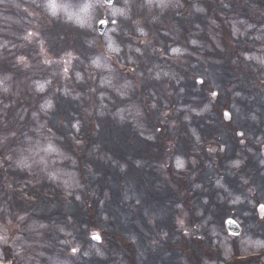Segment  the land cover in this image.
<instances>
[{
  "label": "rangeland",
  "instance_id": "374dc122",
  "mask_svg": "<svg viewBox=\"0 0 264 264\" xmlns=\"http://www.w3.org/2000/svg\"><path fill=\"white\" fill-rule=\"evenodd\" d=\"M193 1L191 11L186 15L189 22L181 21V24L171 16L173 10L182 7L180 0H128V3L113 0L111 5L103 0H53L56 4L55 15L48 7L49 0L0 2V60L3 59L9 67L8 71L0 72V150L11 166L24 172L21 174L23 183L26 180L37 182L71 194L78 213V224L64 220V223L60 220L41 221L31 217L29 212L16 210L9 199L0 197V259L4 260L5 257L2 247L9 246L19 264H77L81 258H84L81 264H94L91 261L94 257L106 259L109 264H131V256L134 264H166L164 255L159 260H153L149 258V253L153 243L168 236L167 231L162 230L160 234L157 231L159 236L150 234L143 249L129 235L124 246H119V242L112 240L104 228L112 217L105 212L98 214L95 210L97 204L101 205L95 190L97 186L93 180L87 184L86 177L78 174L77 160L72 154L75 150L72 149L71 153L59 145L60 137L55 133L58 127L52 128L50 122L40 117L34 107L30 108L29 103H20L15 107L3 96L25 97L34 92L38 95L37 111L42 115L49 114L55 108L58 98L63 101L78 100L86 114L96 111L100 115L108 114L127 126V122H131L130 125L141 135L151 137V129L145 121L140 103V82L143 83V91L147 90L154 96L158 95L157 89H161V95L165 94L167 101L172 92L167 83H175L189 75L186 71L189 66L202 65L206 70L208 62L212 60L207 54L215 49L228 60L233 73L240 77L227 82L226 87L222 88L220 94L223 100L231 101L240 95L233 88V80H242L240 89L244 105L248 107L246 112L253 114L249 121L257 120L263 114L260 103L264 104V19L258 25L255 21L264 17V9L256 3L253 12L247 8H234L227 13L218 11L215 15L212 11L206 12L198 0ZM86 4L91 7L84 10ZM113 7L123 9L125 15H113ZM100 19L106 20L101 33L96 28ZM251 19L255 20L252 22ZM47 22L58 29L70 31L80 41L79 50L77 45H73L75 48L72 52L58 50L55 54L51 49L54 42H48L50 33L42 27ZM197 31L203 32L206 40L198 39L195 35ZM129 35L135 38L132 40ZM110 43L112 48L109 47ZM240 43L242 46L235 53L233 47ZM214 61L220 62L219 59ZM119 62L132 64L134 70L131 71L129 67V75L122 74L118 70L119 66L122 67ZM218 71L224 77L223 68L218 67ZM132 78L138 80L137 83ZM194 78H197V83L210 81L213 93H216L213 73L206 71ZM193 83L195 86L192 85V88L199 93L201 84ZM39 85L43 86L42 90ZM230 92L231 95L226 96ZM218 95L217 92L211 97L217 100ZM106 101H111L113 107H109ZM200 109L209 110L211 107L201 105ZM257 109H260L259 113H256ZM214 110L218 113L217 126L232 123L228 108L223 113L218 108ZM196 111L195 108L188 110L182 106L179 109L183 118L187 113ZM225 112L229 113L227 118ZM6 126L7 129L4 128ZM217 126L214 131H218ZM79 128V125L75 126V130ZM63 131L65 133L67 129L63 128ZM211 149L208 151L213 152ZM262 150L264 155V147ZM97 151L98 147L92 145L88 149V156L95 155ZM238 157L234 155L235 160ZM234 158L229 160L231 166L238 164ZM168 161L173 168L183 170H186L188 163H194L191 157L186 160L179 154H170L164 163L159 164L160 172ZM178 161L182 162L183 167L177 166ZM212 197L214 201L225 200L236 204L253 205L255 202L227 188L219 179L215 181ZM202 202L207 204L209 201L206 198ZM199 203L197 196H194L191 212L188 208L174 212V236L176 239L181 237L179 239L182 241L181 244L175 242V237L172 239L177 264H217L218 257L230 255L234 245L242 255L263 249L264 238L259 235L258 226L253 227L252 233L234 216L241 227V232L236 236L230 235L224 225L220 226L219 220L212 221L213 226L204 230L203 225L207 224L211 213L201 207L196 209ZM88 207L90 214L96 213L92 222H84L88 220L85 215ZM257 214L258 219H264L259 206ZM99 217L103 218L101 222L96 220ZM146 223L155 228L151 217ZM141 231L143 235L149 233L144 226ZM94 233L100 236V241L91 238ZM205 233L213 238L211 243L202 244L201 240H206ZM191 238L192 242L187 246ZM52 240L56 243L54 247L66 248L63 255L59 254L58 248L50 250ZM213 245L221 249L216 247L219 252L216 257L203 255V246L208 248ZM73 248L77 249L75 254ZM4 261V264L10 263Z\"/></svg>",
  "mask_w": 264,
  "mask_h": 264
},
{
  "label": "trees",
  "instance_id": "16d2710c",
  "mask_svg": "<svg viewBox=\"0 0 264 264\" xmlns=\"http://www.w3.org/2000/svg\"><path fill=\"white\" fill-rule=\"evenodd\" d=\"M180 1L182 7L173 10L171 15L175 21H178V24H181V21L189 22L186 15L191 11L194 2L193 0ZM198 3L204 5L206 12L207 10L212 11L215 15L218 11L227 13L234 8H247L253 12L256 3L264 9V0H198ZM263 19L264 17L260 20L256 19L255 24H261L260 21ZM251 20L253 22L255 19ZM42 27L50 33L48 42H54L51 49L55 54L58 50L66 53L72 52L76 45L79 50L80 41L74 38L67 29H58L49 22L46 25L44 23ZM195 35L198 39L206 40L203 32L197 31ZM128 37L132 40L135 38L133 35ZM241 46L242 43L233 47L236 49L235 53ZM209 52L207 56H210L212 60L208 62L206 70L202 65L200 67L189 66L186 69L189 75L175 83L174 81L167 83L169 89L172 90L167 101L165 100L168 97L165 94V96L161 95V89H157L158 95L154 96L147 90L143 91V83L140 82L142 90L140 103L145 121L151 129V137L141 135L130 125L131 122H127L129 123L127 126L110 118L108 114L100 115L96 111H92L90 115L86 114L83 111L84 106L78 100L63 101L58 98L55 108L49 114L42 115L37 111L39 108L38 95L34 92H31V95L16 98H6L2 95L15 107L20 103H29L30 108L34 107L40 117L47 123L50 122L52 128L58 127L55 133L60 137L59 145L70 152L72 149L75 150L71 153L77 160L78 174L86 177L87 184L93 180L97 186L95 190L101 205L97 204L95 210L98 214L105 212L112 217L110 223H107L104 228L111 235L112 240L119 242V246H124L126 237L129 235V238L139 243L143 249L150 234L155 233L159 236L162 230L167 231L168 236L153 243L149 253V258L153 260H159L164 255L166 264H177L175 245H172V239L176 236L173 223L174 212L187 208L191 212L194 208L191 205L194 196H197L200 201L195 208L201 207L211 213L207 224L203 225L204 230L213 226L212 221L214 220L221 221L219 225L222 226L226 217L234 216L244 228L252 233H254L253 227L257 225L259 235L264 238V219H258L255 209L257 203H264V164L262 163L264 162L262 150L264 147V104L260 103L263 114H260L257 120L249 121L253 114L246 112L248 107L244 105L245 100L242 89H240L242 80H233V88L237 89L235 92L240 95L231 101H224L220 91L226 87L227 82L240 77L233 73L231 64L215 49ZM115 57L118 61L119 58L116 55ZM215 59H219L220 62L214 61ZM119 63L122 67L119 66L118 70L122 74L128 73L129 75L130 70L127 69L129 67L132 68L131 71L134 70L132 64ZM218 67L223 68L224 77L220 75ZM5 70L8 71L9 67L1 59L0 72H6ZM206 71L214 74L213 84L216 89L214 90L216 94L217 92L219 94L217 100L211 97L210 92L214 91L210 81L204 80L197 83V78H194ZM133 81L137 83L138 80L133 79ZM193 82L201 84V88L196 86L201 89L199 93L192 88V85L195 86ZM144 92L147 94L145 95ZM230 95L231 92L226 96ZM33 102L35 105H32ZM106 102L109 107H113L111 101ZM201 105H209L211 109H200ZM178 106L188 110L195 108L197 111L187 113L188 115L183 118ZM214 108L220 109L221 113L228 108L233 118L232 123L217 126L218 113ZM259 112L260 109H257L256 113ZM76 125L80 126L78 131L75 130ZM216 126L218 131H214ZM4 128L7 129V126ZM63 128L67 129L65 133ZM94 144L98 147V151L95 155L88 156V149ZM209 149L213 152H209ZM0 151V197L2 199H9L16 210L29 212V215L37 220H60V222L64 220V222L73 221L78 224L77 204L71 194L37 182L32 183L26 180L23 183L21 174L24 172L11 166L5 156L3 158L4 152ZM170 154H179L186 160L191 157L194 163L193 165L188 163L186 170H183L173 168L168 161L164 170L160 172L159 164L164 163ZM234 155L235 158L239 156L238 159L235 160ZM232 158L234 162L238 161V164L231 166L229 160ZM218 179L242 197L251 198L252 202L255 201L254 204H236L225 200L214 201L212 193L215 181ZM206 198L209 201L207 204L202 202ZM177 205L180 207H176ZM88 209L89 207L85 211L88 220L84 222H92L96 217L95 211L92 215ZM149 217L153 219L154 229L146 223ZM102 219L99 217L96 220L101 222ZM143 226L149 232L148 234H142L141 227ZM205 234L207 241L201 240L202 244L211 243L213 238ZM176 238L175 242L182 244L179 239L181 237ZM191 242L192 238L187 246ZM55 244L52 240L50 250L58 248L59 254L63 255L66 248L64 246L54 247ZM234 246L230 255L218 257L217 264H264L262 260L264 247L254 254L247 253L243 256L236 245ZM216 247L221 250L216 245L208 248L203 246V255L209 258L216 257L215 255L219 253ZM2 251L5 255L4 260L10 261L9 264H19L9 246L2 247ZM83 260L84 258H81L77 264H81ZM91 261L94 264H109L106 259L102 260L100 257H94ZM130 261L134 264L132 256Z\"/></svg>",
  "mask_w": 264,
  "mask_h": 264
},
{
  "label": "snow or ice",
  "instance_id": "6c2138e0",
  "mask_svg": "<svg viewBox=\"0 0 264 264\" xmlns=\"http://www.w3.org/2000/svg\"><path fill=\"white\" fill-rule=\"evenodd\" d=\"M0 2H2V0H0ZM107 2H108V4L111 5L112 2H113V0H107ZM125 3H128V0H125ZM48 7L51 9L52 14L55 15V14H56V4L53 2V0H49ZM88 7H91V5H88V4L84 5V10H87ZM112 14H113V15H121V16H123V15H125V12L123 11V9H118V8L113 7ZM105 22H106V21H104V20H101V21H100L101 24H103V23H105ZM112 22L115 23V21H112ZM30 35H31V34H30ZM109 47H110V48L113 47L111 43L109 44ZM113 50L115 51V50H117V49L113 48ZM174 51H177V50H174ZM38 87H39L40 90L43 89V86H42V85H39ZM212 95L215 96L216 93H212ZM49 106H50V105H49ZM224 115H225V117L227 118V117L229 116V113L225 112ZM240 135H243V133H240ZM25 166H26V165H25ZM177 166H178V167H183L182 162H179V161H178V162H177ZM259 211H260V213H261V215H262V218H264V203L259 204ZM228 223H235V222L229 220ZM92 239H94V240H99V239H100V236H99L98 234H93ZM72 252L75 254V253L77 252V249L73 248V249H72ZM0 264H3V260H2V259H0Z\"/></svg>",
  "mask_w": 264,
  "mask_h": 264
},
{
  "label": "water",
  "instance_id": "95a60500",
  "mask_svg": "<svg viewBox=\"0 0 264 264\" xmlns=\"http://www.w3.org/2000/svg\"><path fill=\"white\" fill-rule=\"evenodd\" d=\"M103 1L106 4H108L107 0H103ZM101 20H104V19H101ZM101 20H99L98 23H97V30H98V32H102L104 30L105 26H106V22L103 23V24L100 23ZM104 21H106V20H104ZM229 220L234 221L235 223H228ZM224 224H225V227H226V229L228 230V232L230 234L237 235L241 231L240 226L238 225V223L233 218H227V219H225ZM92 236H93V234L91 235V238H92ZM96 241H100V239L99 240H96Z\"/></svg>",
  "mask_w": 264,
  "mask_h": 264
}]
</instances>
